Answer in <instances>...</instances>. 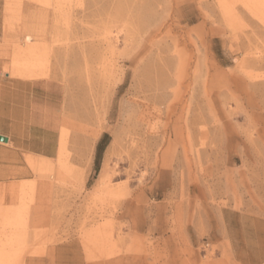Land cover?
Instances as JSON below:
<instances>
[{"label":"rangeland","instance_id":"374dc122","mask_svg":"<svg viewBox=\"0 0 264 264\" xmlns=\"http://www.w3.org/2000/svg\"><path fill=\"white\" fill-rule=\"evenodd\" d=\"M0 136V264H264V0H0Z\"/></svg>","mask_w":264,"mask_h":264},{"label":"bare ground","instance_id":"6f19581e","mask_svg":"<svg viewBox=\"0 0 264 264\" xmlns=\"http://www.w3.org/2000/svg\"><path fill=\"white\" fill-rule=\"evenodd\" d=\"M34 50L35 49H32V50H30V52H34ZM183 74L184 73H182L181 75L183 76ZM37 75H35V77H36ZM182 79H183V77H181ZM180 78V79H181ZM180 79H178L179 80V82L182 80H180ZM173 93V95H177L178 96V94L176 93V92H172ZM172 93H169V92H165L164 94H162V95H164V97H162L161 99H160V101H165L166 100V98H168V96H171L170 94H172ZM157 98V97H156ZM164 98V99H163ZM178 98V97H177ZM175 99V101H173L171 104H169L168 105V107H167V109H168V111H169V113H171L172 114V112H174L175 110H176V106H177V103H178V99ZM158 99V98H157ZM159 100V99H158ZM158 103V102H157ZM180 109V108H179ZM33 164H38V163H33ZM108 176H110V175H108ZM107 178H109V177H107V175H103L102 176V178H101V180H100V183H99V187H102V186H104V184H106V182L108 181L107 180ZM109 180H111L110 178H109ZM107 184H108V182H107ZM103 188V187H102ZM102 190V189H101ZM100 190V191H101ZM107 190V189H106ZM109 190V189H108ZM96 191V190H95ZM112 191V190H111ZM102 192V194H103V191H101ZM110 193V192H109ZM109 193H107V196H108V194ZM95 194V193H94ZM100 194V193H99ZM101 194V195H102ZM105 194H106V192H105ZM100 195V196H101ZM110 195V194H109ZM98 196V193H97V195H96V197ZM102 196H104V195H102Z\"/></svg>","mask_w":264,"mask_h":264},{"label":"trees","instance_id":"16d2710c","mask_svg":"<svg viewBox=\"0 0 264 264\" xmlns=\"http://www.w3.org/2000/svg\"><path fill=\"white\" fill-rule=\"evenodd\" d=\"M106 138H109L108 137V135H106L105 136ZM105 139V138H104ZM104 140H102L101 142H100V145H99V148H98V153H102L105 149H106V147H107V145H108V142H105L104 144Z\"/></svg>","mask_w":264,"mask_h":264},{"label":"water","instance_id":"95a60500","mask_svg":"<svg viewBox=\"0 0 264 264\" xmlns=\"http://www.w3.org/2000/svg\"><path fill=\"white\" fill-rule=\"evenodd\" d=\"M0 142L8 143L9 142V138L5 137V136H0Z\"/></svg>","mask_w":264,"mask_h":264},{"label":"crops","instance_id":"0c3cea01","mask_svg":"<svg viewBox=\"0 0 264 264\" xmlns=\"http://www.w3.org/2000/svg\"><path fill=\"white\" fill-rule=\"evenodd\" d=\"M8 75H10V74H8ZM17 77H20V75L19 76H17ZM5 137H8L9 138V142L8 143H6V144H10V143H17L16 142V140H12V138L10 137V136H5ZM244 261L242 260V263H243Z\"/></svg>","mask_w":264,"mask_h":264}]
</instances>
